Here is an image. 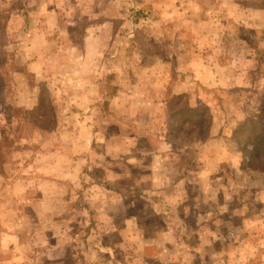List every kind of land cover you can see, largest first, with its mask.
I'll use <instances>...</instances> for the list:
<instances>
[{"label": "rangeland", "instance_id": "rangeland-1", "mask_svg": "<svg viewBox=\"0 0 264 264\" xmlns=\"http://www.w3.org/2000/svg\"><path fill=\"white\" fill-rule=\"evenodd\" d=\"M263 39L264 0H0V264H225L191 230L241 231V203L264 236V176L229 129L264 120ZM166 78L215 138L169 133ZM241 241L231 263L264 264V238Z\"/></svg>", "mask_w": 264, "mask_h": 264}, {"label": "trees", "instance_id": "trees-1", "mask_svg": "<svg viewBox=\"0 0 264 264\" xmlns=\"http://www.w3.org/2000/svg\"><path fill=\"white\" fill-rule=\"evenodd\" d=\"M185 98H187L185 94L176 96L170 95L169 92L165 94V120L168 121V131L175 135L173 137H178L180 142L181 140L189 142L188 139L194 137L203 140L209 136L211 116L204 107H190ZM229 129L230 138L240 147L239 156L245 161L246 170L264 176L263 118L260 115L244 117L236 123L233 122ZM181 136L185 139L179 138Z\"/></svg>", "mask_w": 264, "mask_h": 264}, {"label": "crops", "instance_id": "crops-1", "mask_svg": "<svg viewBox=\"0 0 264 264\" xmlns=\"http://www.w3.org/2000/svg\"><path fill=\"white\" fill-rule=\"evenodd\" d=\"M257 43H259V47H261L263 50H264V39L263 40H257ZM257 45V44H256ZM166 82L164 83L163 85V89H164V103H162V106L164 107V111H165V94L167 92L170 93V95H181V94H185L187 92H185L184 90L183 91H174V87L176 88L177 84L175 85V82L177 79H170V78H166ZM190 107L192 108H195L196 106H193L192 104H188ZM199 107V106H197ZM207 107V108H206ZM204 108L207 110V111H212L210 109H208V106H205L204 105ZM210 114V113H209ZM166 116V115H165ZM211 116V114H210ZM123 118V116L121 117ZM212 119H213V124H214V121H216L212 116H211V122H212ZM233 124V122L231 123ZM213 125H211V128H210V131H209V136L207 138H215L217 136L216 133L219 132L220 128L217 130V132H215V130L213 129L212 127ZM154 136V134H153ZM117 138H120L121 141V145H123L122 147L123 148H126L127 150L129 149L130 145H129V141H127L128 139H126L127 137H122V136H119L117 135ZM206 139V138H205ZM127 141V143H125ZM179 141V140H178ZM159 142V141H157ZM126 144V145H125ZM132 144V143H130ZM125 152H130V151H125ZM155 154H157L156 152H154ZM190 155V151H187V152H174V151H167V152H159V158L157 160H161L163 158L166 157L165 160H167L168 164L171 165V166H174L176 164V158L178 159H183L184 156L188 157ZM221 160H225L227 158L226 156V153H221ZM231 167H232V164H231ZM180 169L184 170L186 172V167L184 166H180ZM191 170L192 171H195L193 167H191ZM248 171V170H247ZM248 173H254V174H258V175H261L263 176L262 174L258 173V172H251V171H248ZM182 175H185L182 174ZM189 178V183H190V180L192 179L193 180V176L189 175L188 176ZM216 181V179H214ZM172 189L171 186H168L166 188H164L163 190L161 189V191H155V196L156 198H160V200H158L159 202H161L163 204V206H170V208H174V205L172 204V202H169L168 200V195H169V192L170 190ZM225 192V191H224ZM226 197V193L224 195ZM223 203V202H222ZM224 205H228L227 203H223ZM235 210V208H232ZM185 210V209H184ZM236 214H233V212H231V217L232 218H236L237 221H239V226L242 227V230L241 231H232V230H227L225 231L224 233H220L218 234V230H214V228L212 227V222L210 220L206 221L205 219L204 220H200L197 222V227H193V229L191 230L192 231V237L200 240L199 241V244H205L206 243V240H211V242H217L218 245H220V249L222 248V251L221 252V255H224V256H227L226 258V263L225 264H232L231 261L229 260L230 259V254L228 252H226L225 250V245L227 244H230L231 242H233V240L235 238H238L240 237V240H242L241 242L243 243H247V240L249 239H253V238H258L259 239H263L264 236L260 237L262 234H254L251 230H248L244 224H247L249 220H252V218L254 217H258L261 213H257L255 214V212H252L251 211V206H248V205H244L241 203V205H239V207H236ZM168 213L166 215V218H169L170 216H174L175 214V210H167ZM176 213L178 214L179 218L183 219L184 220V214H182V208L180 207L179 208V212L176 211ZM228 213V212H227ZM246 216H249V217H246ZM226 217V215H225ZM230 219V217H228ZM227 219V218H226ZM225 219V220H226ZM231 220V219H230ZM241 224V225H240ZM184 227V231L183 233H185V236H189L188 235V230L186 228V226H183ZM215 233V234H213ZM264 233V232H263ZM214 235L216 236L214 238ZM256 235V237L254 236ZM260 237V238H259ZM183 239H184V236H183ZM260 241L257 242L256 244V247L254 246H251L250 245V248L255 251L257 249V247H262V245L259 244ZM259 244V245H258ZM211 254H212V251H211ZM214 254V253H213ZM255 256H257L255 254ZM259 260V259H258ZM248 261V260H247ZM260 262V261H259ZM258 262V263H259Z\"/></svg>", "mask_w": 264, "mask_h": 264}]
</instances>
